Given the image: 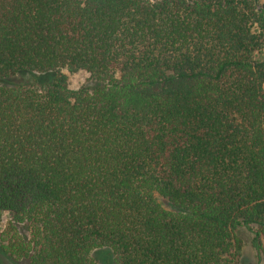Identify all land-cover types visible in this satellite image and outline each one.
I'll list each match as a JSON object with an SVG mask.
<instances>
[{"label": "trees", "instance_id": "obj_1", "mask_svg": "<svg viewBox=\"0 0 264 264\" xmlns=\"http://www.w3.org/2000/svg\"><path fill=\"white\" fill-rule=\"evenodd\" d=\"M3 213L0 264L264 257V0H0Z\"/></svg>", "mask_w": 264, "mask_h": 264}, {"label": "rangeland", "instance_id": "obj_2", "mask_svg": "<svg viewBox=\"0 0 264 264\" xmlns=\"http://www.w3.org/2000/svg\"><path fill=\"white\" fill-rule=\"evenodd\" d=\"M66 75V83L67 87L70 90H77L79 87L87 83L88 75L82 71H78L75 73H67ZM17 79L12 78V80H7V82H16ZM10 220V216L6 213L1 214L0 216V232L6 227L7 223ZM22 234L26 236L27 233L22 229ZM239 237L242 239V248L241 255L236 264H264V257L257 258L255 251L250 245L251 234L244 230L240 229L238 233ZM95 261L97 264H109L111 262V258L109 253L105 252H95L93 254Z\"/></svg>", "mask_w": 264, "mask_h": 264}]
</instances>
